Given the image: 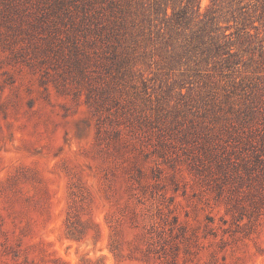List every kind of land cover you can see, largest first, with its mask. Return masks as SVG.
<instances>
[{
	"label": "rangeland",
	"instance_id": "374dc122",
	"mask_svg": "<svg viewBox=\"0 0 264 264\" xmlns=\"http://www.w3.org/2000/svg\"><path fill=\"white\" fill-rule=\"evenodd\" d=\"M19 5L0 264H264V0Z\"/></svg>",
	"mask_w": 264,
	"mask_h": 264
},
{
	"label": "trees",
	"instance_id": "16d2710c",
	"mask_svg": "<svg viewBox=\"0 0 264 264\" xmlns=\"http://www.w3.org/2000/svg\"><path fill=\"white\" fill-rule=\"evenodd\" d=\"M24 1L26 0H0V14L12 18L11 16L20 8L19 3L22 4Z\"/></svg>",
	"mask_w": 264,
	"mask_h": 264
}]
</instances>
